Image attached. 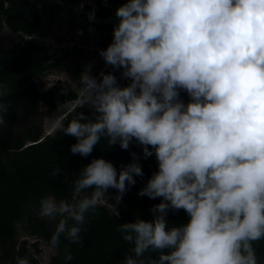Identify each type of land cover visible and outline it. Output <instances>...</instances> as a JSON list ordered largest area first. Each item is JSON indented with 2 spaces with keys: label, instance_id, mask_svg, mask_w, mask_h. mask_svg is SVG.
<instances>
[{
  "label": "clouds",
  "instance_id": "clouds-1",
  "mask_svg": "<svg viewBox=\"0 0 264 264\" xmlns=\"http://www.w3.org/2000/svg\"><path fill=\"white\" fill-rule=\"evenodd\" d=\"M81 2L80 10L93 6ZM87 15L95 20L94 11ZM115 16L112 41L99 55L129 82L121 86L111 71L94 76L86 65L78 106L88 105L93 116L79 112L67 125L56 120L45 135L74 137L70 152L83 157L102 138L155 157L157 169L137 195L159 203L151 220L119 224L134 254L124 264H257L253 242L264 239V0H126ZM6 94L0 85V97ZM7 111L0 102V128ZM131 156L119 170L93 158L72 180V203L40 199L39 216L57 221L51 249L61 237L83 246L86 214L102 195L115 189L120 202L144 176L139 157ZM181 209L188 221L170 227L168 213ZM149 251L158 257L146 262ZM73 259L66 249L65 262Z\"/></svg>",
  "mask_w": 264,
  "mask_h": 264
},
{
  "label": "trees",
  "instance_id": "trees-1",
  "mask_svg": "<svg viewBox=\"0 0 264 264\" xmlns=\"http://www.w3.org/2000/svg\"><path fill=\"white\" fill-rule=\"evenodd\" d=\"M78 2L0 0V31L5 26L13 34L12 45L0 48V85L7 93L0 97V102L8 105V111L2 113L6 127L0 128V264L10 261L11 264H18V259L23 258H27L30 264H39L35 257V254H41L37 240L29 244L33 247L32 252L26 248V239L17 246L19 226L27 235L39 237L49 245L57 221L39 216L40 199L54 196L57 200L72 203V180L93 158L110 160L119 170L121 165L131 162V153L135 152L144 176L136 177V184L129 188L120 202L115 199V189L104 193V203H99L94 211L86 214L87 230L81 233L83 246L69 244L61 237L57 253L44 264H124L125 258L134 254L132 245L118 231L119 224L135 219L151 220L150 208L159 203V198L153 200L137 195L157 169V162L154 156L144 158L136 144L123 150L119 144L111 147L107 139L102 138L92 153L83 157L70 152V146L76 142L74 137L64 135L62 131L45 135L41 127L33 122L38 114L39 102L47 112H51L77 97L72 88H64L58 82L42 91L37 87L35 80L51 69L66 71L77 83L75 66L62 61L68 57V50L60 48L61 55L52 59L49 46L36 38L42 29L41 12L50 21L56 14L64 12L71 27L76 22L78 34H85L90 25L103 35L104 43L118 23L115 9L126 0H91L93 6L84 5L75 16L72 7ZM92 11L95 12L94 21H90L87 15ZM128 82L125 80L124 85ZM180 97L185 103L190 99L183 90ZM79 112L93 116L85 106L80 108L76 104L65 113L62 118L64 124L76 118ZM56 169L62 172L57 177L53 176ZM91 191L88 190L89 194ZM113 209L119 210V216L113 215ZM167 219L171 227L186 223L188 216L181 209L170 211ZM253 247L257 264H264V239L253 242ZM66 249L73 255L72 261L65 262ZM149 257L155 259L158 253L149 251L142 258L147 262Z\"/></svg>",
  "mask_w": 264,
  "mask_h": 264
},
{
  "label": "rangeland",
  "instance_id": "rangeland-1",
  "mask_svg": "<svg viewBox=\"0 0 264 264\" xmlns=\"http://www.w3.org/2000/svg\"><path fill=\"white\" fill-rule=\"evenodd\" d=\"M81 4L82 2L72 7L75 16L78 15ZM41 15L42 29L36 35V38L39 40L41 37H44L47 46H49V53L51 54L52 59H55L61 55L60 48L68 50V57L62 61L71 62L72 65L75 66V74L77 76L78 83L77 84L75 82L70 74L60 69H51L45 71L39 79L35 80L40 91L58 82L64 88H72L77 92V97L75 100L68 101L57 110L51 112H47L41 102L38 103V114L33 122L38 124L41 127L43 134H45L53 130L52 125L56 120L62 119L64 111L70 109L75 103L79 104L82 95V85L80 84L78 78L86 65L91 64L92 74L94 76H98L101 71L113 72L117 76L118 82L121 86H125V79L121 77L122 70L114 69L111 66H106L104 60L99 55V50L106 48L107 45L112 41L113 33L103 43V35L97 31H94L92 28H89L83 35L78 34L76 32V18H74V27H71L64 12L56 14L51 21L47 19L44 12H41ZM12 37L13 34L5 26H3L2 30L0 31V48H9L12 45ZM85 107L90 111L91 114H93L88 105H85ZM102 202L103 198H100L98 204ZM23 239H26L28 242L26 245L28 252L33 251V247L29 244L34 242V240L38 241V248L41 250V254H35V257L38 259L39 264H44L50 259L52 255L57 253L56 249H51L49 245L41 238L27 235L24 232L23 227L19 226L18 234L16 236L17 246ZM6 264H11V261L8 263L6 262Z\"/></svg>",
  "mask_w": 264,
  "mask_h": 264
}]
</instances>
